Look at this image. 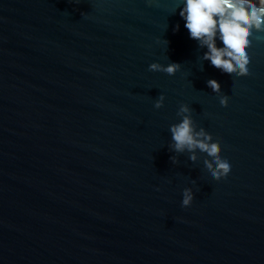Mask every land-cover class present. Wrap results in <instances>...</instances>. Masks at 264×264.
Returning <instances> with one entry per match:
<instances>
[{
  "label": "water",
  "instance_id": "water-1",
  "mask_svg": "<svg viewBox=\"0 0 264 264\" xmlns=\"http://www.w3.org/2000/svg\"><path fill=\"white\" fill-rule=\"evenodd\" d=\"M179 3L0 0V264H264V40L221 75ZM182 104L226 178L173 150Z\"/></svg>",
  "mask_w": 264,
  "mask_h": 264
},
{
  "label": "clouds",
  "instance_id": "clouds-1",
  "mask_svg": "<svg viewBox=\"0 0 264 264\" xmlns=\"http://www.w3.org/2000/svg\"><path fill=\"white\" fill-rule=\"evenodd\" d=\"M70 2L79 5L81 0ZM177 9L189 38L195 40L200 48L206 49L202 59L207 61L208 67L230 77L240 78L250 74L251 58L248 49L252 46L254 36L264 40V35H256L264 34V0H180ZM179 28L177 24L174 31ZM180 67L178 63L165 66L154 62L149 65V70L174 75ZM204 87L213 96L219 93L218 85L212 80L206 81ZM164 100L165 96L160 94L155 101V108H161ZM217 105L224 108L225 98L219 97ZM190 112V107L182 104L179 107L182 119L170 126L173 150L203 154L206 157L201 162L204 172L212 180L226 178L231 171L230 162L219 155L216 143H210L207 135L194 129ZM193 159L190 155L189 163ZM173 163H176L175 159ZM179 195L178 206L181 209L188 207L191 200L189 190L184 189Z\"/></svg>",
  "mask_w": 264,
  "mask_h": 264
}]
</instances>
